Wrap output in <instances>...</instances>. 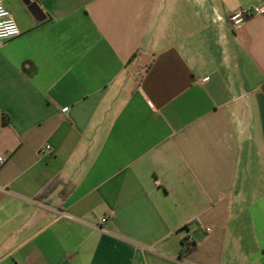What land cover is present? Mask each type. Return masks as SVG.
<instances>
[{
    "label": "crops",
    "instance_id": "crops-1",
    "mask_svg": "<svg viewBox=\"0 0 264 264\" xmlns=\"http://www.w3.org/2000/svg\"><path fill=\"white\" fill-rule=\"evenodd\" d=\"M29 1L0 0V264H264V15L228 22L264 0Z\"/></svg>",
    "mask_w": 264,
    "mask_h": 264
},
{
    "label": "built area",
    "instance_id": "built-area-1",
    "mask_svg": "<svg viewBox=\"0 0 264 264\" xmlns=\"http://www.w3.org/2000/svg\"><path fill=\"white\" fill-rule=\"evenodd\" d=\"M252 15H264V9L256 7L239 9L228 17V22L232 27L237 28ZM20 33L21 32L14 21L13 16L0 2V46L6 41L19 37ZM47 152H50V147L48 145L42 146L40 153ZM4 160L5 159L0 156V165L4 163Z\"/></svg>",
    "mask_w": 264,
    "mask_h": 264
},
{
    "label": "trees",
    "instance_id": "trees-1",
    "mask_svg": "<svg viewBox=\"0 0 264 264\" xmlns=\"http://www.w3.org/2000/svg\"><path fill=\"white\" fill-rule=\"evenodd\" d=\"M53 185V183H51V185H48L44 191H43V194L46 193L49 188ZM193 247V244L191 243H188L185 239L181 241V247H180V253L181 254H185L187 252H189Z\"/></svg>",
    "mask_w": 264,
    "mask_h": 264
},
{
    "label": "water",
    "instance_id": "water-1",
    "mask_svg": "<svg viewBox=\"0 0 264 264\" xmlns=\"http://www.w3.org/2000/svg\"><path fill=\"white\" fill-rule=\"evenodd\" d=\"M22 1H23L26 5H28V9H29V11H31V12H36V13L39 12V10H38L37 6L35 5V3H30L29 0H22Z\"/></svg>",
    "mask_w": 264,
    "mask_h": 264
}]
</instances>
